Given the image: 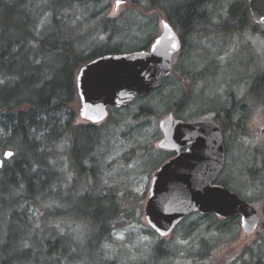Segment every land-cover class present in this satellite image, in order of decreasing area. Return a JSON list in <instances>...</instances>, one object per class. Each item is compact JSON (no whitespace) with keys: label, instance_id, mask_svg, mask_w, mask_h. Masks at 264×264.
Instances as JSON below:
<instances>
[{"label":"trees","instance_id":"obj_1","mask_svg":"<svg viewBox=\"0 0 264 264\" xmlns=\"http://www.w3.org/2000/svg\"><path fill=\"white\" fill-rule=\"evenodd\" d=\"M99 2L0 0V155L6 149L14 151L0 167V264H80L85 261L83 247L72 236L66 222L70 216L91 219L93 228L88 233L86 253H96L103 264L102 247L111 238L113 222L121 217L118 193L113 188L95 192L99 177L89 175L99 172L95 149L102 142V126L78 120L79 69L98 56L119 53L126 47L118 43L101 52L88 51L89 46L81 42L83 34H75L68 17L77 14L78 8H86V13L97 17L106 12L99 8ZM166 2L167 6L162 0H153L151 4L184 30L211 23V11H206L205 0ZM93 3L94 7L90 8ZM101 21L104 28H114L113 19L102 17ZM252 24L249 2L238 0L232 3L229 18L219 27L234 32ZM110 33L113 36L116 30L110 29ZM260 75L263 80L257 79ZM256 84L258 94L263 95L264 73L256 75ZM143 105L145 109L141 113H154V106ZM238 108L239 112L230 111L224 125L230 132L235 131L233 126L238 119L247 118L248 108L243 105ZM119 112L124 115L119 109L111 110L108 121H113L115 113ZM61 144H67L64 161L55 153ZM64 164L68 168H64ZM67 171L74 178L66 187L63 174ZM85 178L87 185L79 193V181ZM75 193L79 194L78 199ZM39 209H43V215L37 223ZM197 214L214 226L221 224L217 226L221 232L230 231L231 223L240 218ZM197 224L191 223L190 232ZM164 244L161 240L157 246L152 256L154 263L171 257L173 252ZM259 245L263 247L264 240ZM248 253L249 264H264V250L252 249ZM117 263L118 260L109 262Z\"/></svg>","mask_w":264,"mask_h":264},{"label":"rangeland","instance_id":"obj_2","mask_svg":"<svg viewBox=\"0 0 264 264\" xmlns=\"http://www.w3.org/2000/svg\"><path fill=\"white\" fill-rule=\"evenodd\" d=\"M100 1L99 8L106 12L99 16L92 17L91 12H85L86 8H78L77 14L68 17L75 34H83L81 42L89 46L88 51L101 52L118 43L124 44L125 50L135 49L162 30L161 10L153 7V0H123L118 5L117 0ZM235 1L238 0H216L213 5L210 28L214 32L203 40L204 47L193 58L194 69L204 71V75L197 84L189 113L183 116L207 113L212 104L215 110L230 106L234 113L241 110H237L239 104L248 108L247 118H237L235 122L241 125L240 129L228 134L229 155L219 180L258 209L261 222L257 231L246 236L238 218L231 223L230 231L221 232L217 230L221 224L214 226L195 213L165 238L150 232L153 229L146 221L145 206L153 174L164 160V154L157 147L161 136L159 122L171 109L170 106L167 109L169 102L173 105L175 101L151 95L121 110L124 115L115 113L113 121L101 124L103 137L96 149L100 175L95 192L113 188L118 193L122 210L121 217L113 222L111 238L102 247L103 264L112 260H118L117 264H249V250H264V245H259L264 240V94H258L256 84V75L264 73V23L234 32L219 27L229 18L230 7ZM102 17L113 19L114 28H104ZM110 29L116 30L113 36H110ZM207 67L211 68V73H206ZM144 103L154 106V113L139 114V107ZM219 112L222 114V110ZM83 121L79 117V122ZM66 145H59L55 152L63 161ZM63 166L68 168L66 164ZM63 175L67 187L74 175L69 171ZM87 182V178L79 181V193ZM74 195L78 199L79 194ZM42 215L43 209H39L37 223ZM66 222L72 236L83 247V257L87 258L80 264H101L96 253H86L88 233L93 228L91 219L70 216ZM193 222L198 224L190 232ZM161 240L173 253L168 259L154 263L152 256ZM88 254L91 257L86 256Z\"/></svg>","mask_w":264,"mask_h":264},{"label":"water","instance_id":"obj_3","mask_svg":"<svg viewBox=\"0 0 264 264\" xmlns=\"http://www.w3.org/2000/svg\"><path fill=\"white\" fill-rule=\"evenodd\" d=\"M123 0H117L116 4ZM251 17L264 23V0H250ZM162 34L150 50L106 53L83 64L77 74L80 117L99 124L109 116L110 106L121 107L160 87L172 71V56L180 40L162 16ZM165 138L159 147L188 148L163 164L152 177L145 206L149 226L162 238L173 233L189 215L215 214L227 219L240 216L246 236L261 222L258 209L228 187L215 183L225 164V144L219 125L212 120L187 122L172 115L160 121ZM264 137V129H262ZM12 149L0 155V167L13 156Z\"/></svg>","mask_w":264,"mask_h":264},{"label":"flooded vegetation","instance_id":"obj_4","mask_svg":"<svg viewBox=\"0 0 264 264\" xmlns=\"http://www.w3.org/2000/svg\"><path fill=\"white\" fill-rule=\"evenodd\" d=\"M166 1L167 0H162V3L165 6H167V4H168ZM215 2H216V0H205L206 11L207 12L211 11V18H210L211 23L207 22L202 27L193 28L190 30H184L182 27L177 26L178 23H175L174 21L170 20L169 16L165 12L161 11V15H160L161 18L163 16L165 18V20L170 23V25L172 26V28L174 29L175 33L177 34V36L180 40V48L172 56V71H171L170 75L164 77L162 79V83H161L160 87L157 88L156 90L152 91L148 95L141 97V98H136L131 103H129L127 105H123L121 107L110 106L108 108V110H109V116H110L111 110H113V109H119V110L123 111L125 108L130 107L135 101H137V99H139V100L147 99L151 95H159V97H162L164 99L166 97L171 98V100L173 98L175 99L173 105H171L172 101L169 102L167 109L169 108V106L171 107V109L169 110L167 115L162 117V119L167 117V116L172 115L175 119H181V120H184L187 122L199 121V120H212V121L216 122L219 125V127L221 128V131L223 134L226 153H225L224 167H223L222 171L218 174V177H217L215 183L222 184V185L226 186L223 183V181L219 180V176L223 175V173H224V168H225V165L227 163L228 155H229L230 145H229L228 134L230 132V129L224 127V125H227L226 123L230 118L231 107L226 106V105L223 106L220 109V110H222V114H221V112H219L220 110L216 109L217 110L216 111L214 104L210 103V104H212V106H208L209 109L206 110L207 113H200V112L196 111L199 113V115H195V116L193 115L192 117L183 116V114L189 113L190 108L194 102L197 84H198L200 78H202V76L204 75V71H201V70L199 71V70L194 69V67L196 65L194 64L193 58L196 55V53H198L204 47L203 46V44H204L203 40L206 39L207 36H209V33L214 32L210 28V26H211V24L213 25V21H212V18L214 16L213 5ZM249 10H250V8H249ZM250 17H251V12H250ZM251 20H252L253 25H254L253 27H255V24L256 25L263 24V23L254 22L252 17H251ZM161 24H162V21H161ZM162 32H163V27H162V30L160 31V33H157L154 37H151L152 39L150 38L151 39L150 41L149 40L146 41L143 45H141L135 49L124 50V51L119 52V53H130V52L139 51V50H150L152 44L162 34ZM205 70H206V73H211L210 67H207ZM261 76L262 75L257 77V79L263 80V77H261ZM165 91H167L166 94H165ZM80 106H81V102H80ZM239 106H240V104H239ZM150 107H151L150 105H147V108H150ZM139 109H140V113H141L142 111H144L145 105H140ZM79 110H80V107H79ZM201 112H204V111H201ZM109 116L105 120L106 122L108 121ZM79 117H80V113H79ZM78 120H79V118H78ZM82 120H84L83 121L84 123L95 124V123H91L85 119H82ZM104 122L96 124V125L101 126V124H103ZM239 127H241V125L235 124L233 126V129L235 131H237L236 128H239ZM159 128H160V133L158 131V134H160L161 136H160V139L158 140V142L163 140L166 136L165 132L160 127V122H159ZM157 147H158V150L159 151L161 150L162 151L161 153L164 154V160L161 162L159 167H161L163 164L167 163L169 160H171L172 158L177 156V154L185 151L188 148V146H183L179 149L166 148V147L164 148V147H159L158 143H157ZM89 175H100V172H90Z\"/></svg>","mask_w":264,"mask_h":264}]
</instances>
